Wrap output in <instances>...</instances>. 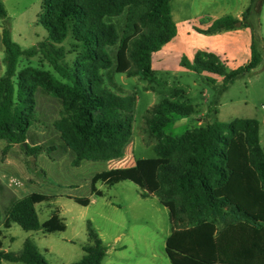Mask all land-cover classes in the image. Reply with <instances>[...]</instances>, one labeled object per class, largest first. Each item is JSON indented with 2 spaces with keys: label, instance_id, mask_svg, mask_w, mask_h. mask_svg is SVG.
I'll list each match as a JSON object with an SVG mask.
<instances>
[{
  "label": "trees",
  "instance_id": "obj_1",
  "mask_svg": "<svg viewBox=\"0 0 264 264\" xmlns=\"http://www.w3.org/2000/svg\"><path fill=\"white\" fill-rule=\"evenodd\" d=\"M172 1L43 0L37 23L48 30L49 39L25 49L14 41L8 12L0 0L6 66L0 77V140L8 143L3 154L14 145H20L29 157L42 150L28 143L30 129L37 121V93L42 89L62 103L61 117L54 125L62 142L75 154L73 165L122 158L133 134L136 101L132 95H120L108 88L104 72L115 65L119 74L159 84L153 56L177 35ZM263 7L264 0H251L242 19L224 16L199 31L213 35L250 28L251 60L247 65L228 72L218 56L207 52H199L193 62L182 59V66L189 70L223 79L212 106L220 105V97L240 76L264 62V39L259 35ZM124 15L125 26L120 32L113 19ZM68 39H72V51L65 45ZM114 47L116 61L110 51ZM72 53L73 62L68 64L67 56ZM38 55L59 77L33 66L19 70L22 58ZM185 93L177 90L147 112L149 132L158 141L157 157L96 174L92 193L103 195L96 188L99 181L109 186L131 181L141 188L144 198L156 197L170 213L172 230L166 253L171 264H264L261 122L215 121L174 137L165 132L166 128L176 117H190L196 112L192 104L178 100ZM52 199L33 193L15 201L5 219V229L18 224L28 232H65L67 224L58 209L50 219L40 221L36 205ZM71 199L84 207L91 203L90 198ZM88 240L84 256L73 264H103L108 249L90 222ZM4 261L49 264L32 240H26L19 254L0 250V264Z\"/></svg>",
  "mask_w": 264,
  "mask_h": 264
},
{
  "label": "rangeland",
  "instance_id": "obj_2",
  "mask_svg": "<svg viewBox=\"0 0 264 264\" xmlns=\"http://www.w3.org/2000/svg\"><path fill=\"white\" fill-rule=\"evenodd\" d=\"M2 2L8 12L13 39L21 47L28 49L49 39L48 30L37 23L43 0ZM221 2L226 3L225 6L214 15H232L236 0ZM179 3V0H173L171 5L177 20L181 18ZM206 21L202 19L200 22L204 24ZM113 22L122 32L125 15L113 19ZM1 33L0 22V43ZM259 35L264 39V25L259 29ZM72 43V39L65 43L69 51H72ZM110 51L116 61L117 47ZM74 55L67 56L68 64L73 62ZM4 57V49H0V77L6 70ZM223 64L228 72L238 66L233 61ZM27 66L48 70L59 77L40 55L31 59L22 58L19 70ZM174 72L171 76L156 72L160 78L159 84L150 83L139 76L119 74L115 65L104 72L108 88L120 95H132L136 101L132 138L126 147L125 157L115 161H83L79 166L73 165L71 155L74 154L63 145L54 125L61 117L62 103L42 89L38 91L37 121L30 130L29 143L41 147L40 153L29 157L25 149L16 145L4 155L8 143L0 140V242L3 244L0 250L19 254L26 240H32L49 264H73L82 259L84 247L89 243L90 222L96 232L102 234L101 239L108 249L103 264H171L166 253V241L172 230L170 213L156 197H141L142 190L135 183L123 181L109 186L99 181L96 188L103 195L97 196L96 201L88 207L77 204L67 196L91 198L92 179L96 174L131 166L138 159L156 158L155 146L158 141L149 132L147 112L163 99H170L177 90L186 92L178 100L192 104L196 112L190 117H176L166 128L167 134L180 137L189 130L215 121L229 123L235 119H257L261 122V144L264 146V62L253 72L240 76L229 87L220 97L219 108L212 106L211 102L218 96L223 80L206 72L191 70L177 76ZM212 81H215V85ZM202 112L205 116H200ZM24 165L29 168L28 171ZM33 193L55 198L36 205V210L41 222L50 219L57 209L60 210L68 226L65 232H28L18 224H12L9 230L5 229L4 222L10 207L6 203V194L19 200ZM118 236L122 237L121 241H116ZM123 246L126 248L116 252ZM3 264L24 263L4 261Z\"/></svg>",
  "mask_w": 264,
  "mask_h": 264
},
{
  "label": "crops",
  "instance_id": "obj_3",
  "mask_svg": "<svg viewBox=\"0 0 264 264\" xmlns=\"http://www.w3.org/2000/svg\"><path fill=\"white\" fill-rule=\"evenodd\" d=\"M179 2H180L179 5L181 10L180 12L181 18L177 20L172 12L173 19L177 25V35L170 43L166 44L159 52L154 54L153 69L155 70V72L160 71L165 73L167 76H171L172 72L175 71L174 74L177 76L180 75L181 72L186 73L188 71H191L188 68L182 66V59L185 57L188 59V61L193 62L196 55L199 52H207L214 54L218 56L221 59V61L224 63L226 62L230 63L231 61H233L234 63L238 64V66H236L234 70L242 67V65L245 66L250 62L251 45H252V31L250 28L241 27L235 30L222 31L220 33L213 35H207L199 32L200 30H207L208 28H210V26L215 20L222 18L224 16H228V14H222L220 16L214 15L216 11L223 9L226 3L224 4L223 2H221V0H179ZM250 2L251 0H236V5L234 6L235 10H233L234 12L231 13L232 14L231 16L237 19H242L244 12L248 9L250 5ZM263 15H264V7L261 16L262 26L264 25ZM202 19H207V21L203 24L202 22H200ZM1 43H2V33H1ZM1 43H0V49L3 51L4 46L3 44L1 45ZM157 77L159 78V76ZM219 79L221 81L223 80L221 77H219ZM200 116H205L204 112H202ZM28 143H29V137H28ZM29 145L37 146V145H31L30 143ZM63 145L65 146L64 143ZM13 147H16V145L12 146L11 148ZM71 157L74 160L75 154L74 156L71 155ZM124 157L125 155L117 160H121ZM131 166H127V167H131ZM122 168H126V167H122ZM24 169L26 171L29 170V168L26 167L25 165H24ZM67 197L69 199L79 198L74 196H67ZM96 197L97 196L92 193V196L90 198L91 200L90 205L96 201ZM141 197H143V192L141 193ZM15 201H17L15 198H12L11 195L6 194V203L10 205V207L8 208V212ZM60 215L66 222V219L62 216L61 211H60ZM37 232H42L43 234H45L43 231H37ZM99 236L101 238L102 234H100ZM121 238H122L121 236H118L116 238V241H121ZM125 248L126 246H123L122 249L120 248L116 250V252H121Z\"/></svg>",
  "mask_w": 264,
  "mask_h": 264
},
{
  "label": "water",
  "instance_id": "obj_4",
  "mask_svg": "<svg viewBox=\"0 0 264 264\" xmlns=\"http://www.w3.org/2000/svg\"><path fill=\"white\" fill-rule=\"evenodd\" d=\"M24 146L27 147V143H25Z\"/></svg>",
  "mask_w": 264,
  "mask_h": 264
}]
</instances>
